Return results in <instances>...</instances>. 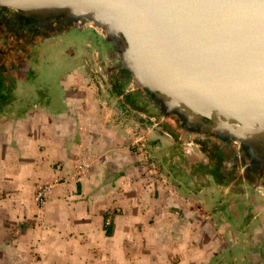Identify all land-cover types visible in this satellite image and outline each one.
<instances>
[{
	"label": "crops",
	"instance_id": "1",
	"mask_svg": "<svg viewBox=\"0 0 264 264\" xmlns=\"http://www.w3.org/2000/svg\"><path fill=\"white\" fill-rule=\"evenodd\" d=\"M86 84L0 101V264H264V210L179 223L156 209L129 126L105 119Z\"/></svg>",
	"mask_w": 264,
	"mask_h": 264
},
{
	"label": "water",
	"instance_id": "2",
	"mask_svg": "<svg viewBox=\"0 0 264 264\" xmlns=\"http://www.w3.org/2000/svg\"><path fill=\"white\" fill-rule=\"evenodd\" d=\"M0 7L69 9L105 42L125 41L112 64L130 90L226 121L241 144L264 134V0H0Z\"/></svg>",
	"mask_w": 264,
	"mask_h": 264
},
{
	"label": "rangeland",
	"instance_id": "3",
	"mask_svg": "<svg viewBox=\"0 0 264 264\" xmlns=\"http://www.w3.org/2000/svg\"><path fill=\"white\" fill-rule=\"evenodd\" d=\"M83 29V34L69 35L38 49L32 71L8 79L0 88L1 103L8 100L15 104L25 92L39 90L43 95L40 91L60 81L73 82L75 93L82 91L80 83L95 84L92 96L100 103L103 117L129 126L131 149L153 185L150 199L151 203L159 201L157 210L171 212L179 223L203 220L201 213L214 208L263 211L264 181L244 167L243 158L236 164H226L208 141L181 132L176 125L165 122L152 105L138 101L135 92L113 71L102 37L93 28ZM73 71L83 73L87 80L68 77ZM22 83L30 84L31 90H24ZM191 212L194 216L188 214ZM183 215L185 219L180 218ZM168 220L173 219L169 216Z\"/></svg>",
	"mask_w": 264,
	"mask_h": 264
},
{
	"label": "flooded vegetation",
	"instance_id": "4",
	"mask_svg": "<svg viewBox=\"0 0 264 264\" xmlns=\"http://www.w3.org/2000/svg\"><path fill=\"white\" fill-rule=\"evenodd\" d=\"M85 31L69 9L23 12L0 7V88L7 84L8 79L22 77L32 71L33 58L38 49ZM103 42L108 58L126 49L125 41L120 37L112 42ZM133 96L141 103L152 105L165 122L176 125L181 132L208 141L214 153L226 164H236L242 157L244 167L260 182L264 181V134L249 136L248 141L241 144L232 140L226 121L172 108L170 99L161 94L152 96L143 90L133 93ZM248 146L253 147L255 153Z\"/></svg>",
	"mask_w": 264,
	"mask_h": 264
},
{
	"label": "built area",
	"instance_id": "5",
	"mask_svg": "<svg viewBox=\"0 0 264 264\" xmlns=\"http://www.w3.org/2000/svg\"><path fill=\"white\" fill-rule=\"evenodd\" d=\"M51 188L52 187L49 185H44L38 190V193H37L38 203L43 204L45 202Z\"/></svg>",
	"mask_w": 264,
	"mask_h": 264
},
{
	"label": "trees",
	"instance_id": "6",
	"mask_svg": "<svg viewBox=\"0 0 264 264\" xmlns=\"http://www.w3.org/2000/svg\"><path fill=\"white\" fill-rule=\"evenodd\" d=\"M107 232H108V234H109V233H110V229L107 228Z\"/></svg>",
	"mask_w": 264,
	"mask_h": 264
}]
</instances>
